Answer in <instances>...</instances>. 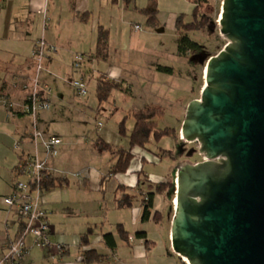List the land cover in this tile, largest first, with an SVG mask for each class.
<instances>
[{"label": "rangeland", "instance_id": "1", "mask_svg": "<svg viewBox=\"0 0 264 264\" xmlns=\"http://www.w3.org/2000/svg\"><path fill=\"white\" fill-rule=\"evenodd\" d=\"M119 1L121 3L126 2ZM222 1L206 0L204 4L202 2L201 10L202 13L208 16V26L205 29L191 31L187 34L191 41L202 47V50L196 54L179 55L176 42L177 18L182 17L185 23L192 21L194 5L191 0H154L157 15L153 21H149L144 13L136 11L137 9H134L133 3L130 2L128 3L130 4V14H126V16H130V19H133L131 15L136 16L133 22L140 29L135 31L133 23H131L132 20L128 21L127 19L125 29L120 35L118 33L120 25H118V22L113 21L111 33H109V40L110 35L112 39L107 49H105L107 58H92V64L88 63L87 58H84L78 69L68 65V68L60 73L56 85L53 86L63 94L64 102L62 106L64 108L54 111V103L50 100V109L38 113L37 119L41 120V123L40 128H37V126L36 128L43 137H49L50 135L47 133H57L62 136L58 154L53 160L57 161L56 163L59 165L60 159H65L61 162L66 161V167L65 170L60 172L62 175L56 174L67 177L70 180L71 188H77V184L80 186V183L84 182L81 187L85 188L87 193L85 192L86 194H81V196L85 199L94 200L95 203L94 210L86 214L92 223L98 222L99 224L103 217L102 214L106 212L110 213L108 218L112 219V212L106 208H113L115 201L114 199L111 200V197L115 195L114 192L118 187L115 178L104 180L107 170L111 167L110 165L115 162V160H110L112 155L105 152L99 153L93 148L92 144L99 136L104 137L117 149H127L129 147L128 139L118 134L117 125L123 119H126L127 129L129 131L132 129L134 119L126 117L128 111L160 106L164 114L162 117L155 119L158 128L160 130L171 128L174 129L175 133L173 135H163L159 141L147 143L145 148L134 147L127 172L121 174H126L127 177L140 175L145 184L148 182L145 180L147 177H143V174L139 171L142 169L141 171L146 172L153 179L171 182L175 185L176 191L178 170L185 165H194L203 161L199 144L185 141L182 138L181 130L189 103L193 100L196 101L201 96L205 84V70L208 60L216 56L228 42L220 33L218 24ZM144 2L140 3V6L145 4L144 6L148 7L147 0H144ZM163 68L171 71L160 70ZM36 70L37 67L34 64L31 87L34 84ZM81 71L87 77L92 76L88 81L87 95L82 98L75 96L70 85L71 81L82 77L80 75ZM99 73H104L111 80L121 84L117 90H111L110 95L103 101H99L96 95L95 77ZM50 88L54 89L52 86ZM56 92L58 91L55 90ZM6 114L5 110L0 107V194H2L1 192L5 187L3 180L12 163L15 162L13 142L16 139L19 140L17 136L23 131L20 129L24 128V124L27 122L29 125L31 124L29 118H25L24 121L21 120L18 123L17 120L20 118H17L16 115ZM32 148L34 149L33 145ZM40 148L38 146V149ZM163 150L168 151V153H164ZM168 154L172 155V159ZM23 159H25L24 156ZM16 168L12 170L16 176V182L26 181L29 178L28 175L18 173ZM56 169L61 170L59 167ZM134 171L136 173H132ZM77 173H82L81 178L75 177ZM127 177H124V179L131 181ZM154 186L152 187L153 190ZM144 190L146 193L143 192V195H137L140 200L145 199L144 194L152 189L145 186ZM78 191V189L67 190L68 194H78ZM42 194L45 195L46 192H41V198ZM174 198V190L168 188L161 196L164 204L163 222L159 223L158 226H155V224L148 226V230L152 234L151 238L158 241L150 246L148 251L151 264H187L174 252H170L169 248L171 247L167 243L166 233L169 224V233L171 231V220L174 215ZM77 199L81 198L77 196ZM75 204L77 205V203ZM129 213V211L119 212L118 215L126 220ZM84 219L85 216L82 215L78 217L76 222H73L80 225ZM155 223L157 222L155 221ZM100 227L99 224L98 229ZM106 228H108L107 225L104 229ZM126 229L134 235L135 228L133 230V227L127 225ZM118 244L121 246L119 241Z\"/></svg>", "mask_w": 264, "mask_h": 264}, {"label": "water", "instance_id": "2", "mask_svg": "<svg viewBox=\"0 0 264 264\" xmlns=\"http://www.w3.org/2000/svg\"><path fill=\"white\" fill-rule=\"evenodd\" d=\"M182 138L204 161L177 172L172 251L187 264H264V0H223Z\"/></svg>", "mask_w": 264, "mask_h": 264}, {"label": "crops", "instance_id": "3", "mask_svg": "<svg viewBox=\"0 0 264 264\" xmlns=\"http://www.w3.org/2000/svg\"><path fill=\"white\" fill-rule=\"evenodd\" d=\"M151 1L154 0H147L148 5ZM130 2L121 3L119 0H2L0 3V96L19 105L24 102L30 92L32 77L34 75V60L31 53L36 41L41 38L45 40L47 47L54 45L57 48L56 52L45 51L44 70L40 77L42 83L54 88L55 86L53 85H56L60 73L64 69H67L68 65L72 67L75 54L92 56L97 41L98 27H102L108 31L109 39L113 21L118 22V25H120L118 31L120 35H122L121 33L125 29L127 19L128 21L132 20L133 28L137 25L133 22L136 16L131 15L133 19H130V16H126V14H130V4H128ZM145 2L144 0H134L131 3H133V8L137 9L136 11H140L139 9L145 8V4L140 6V3ZM111 39L110 35L108 44H110ZM104 56L103 59L107 58V54ZM92 58L87 57L88 63L92 64ZM80 75L88 86V81H90L92 76L87 77L83 71H81ZM100 75L101 73L95 78L97 79ZM107 79L111 80L108 77ZM55 90L59 93H55ZM50 100L54 103V111L64 108L62 106L64 96L58 89H52L49 103ZM0 107L3 108L1 102ZM16 117L20 118L17 120L18 123L21 120L24 121L25 118H29L31 119V124L29 125L28 122L24 124V128L20 129L23 131L17 136L19 140L16 139L13 142L15 162L12 163L3 180L5 187L1 192L2 194H0V260L6 253L8 244L19 236L18 234L23 223V219L16 209L6 206L3 203V198L12 195L16 183V176L12 170L16 168L19 162L24 160L23 156L27 158L32 155L33 148L31 149V146L33 144L30 133L35 125L37 128H40L41 123V120L38 119L35 123L29 115H24L23 113H16ZM47 134L62 139L60 134ZM98 138L109 143L104 137L98 136ZM62 160L65 159H60L58 165L57 161L55 162L52 159L47 162V167L55 175H57L56 173L61 174L60 172L65 170L66 167V161L62 163ZM110 160H112V156H110ZM113 165L109 166L110 169ZM58 167L61 170L56 169ZM141 170H139L140 173L143 174V177H147L145 180L148 183L144 184L142 181L141 185H139V179H142V177H139V175L127 177L126 174L121 173L111 176V179L115 178L118 185L125 187L127 189L125 193L137 194L138 190L146 193L144 190L145 186L152 189L147 193H153L152 187L163 180L153 179L152 176L147 175L146 172ZM124 177L129 178L131 181L124 179ZM65 178L67 179L66 184L63 187L46 192L45 195L42 194L38 205L39 210L46 214V220L49 224L47 237L52 247H39L34 243L31 235L25 236L24 241L27 253L23 264H82L81 256L85 252L92 250L102 256L100 264H151L148 251L150 250V246L156 244L158 241L151 238L152 234L148 230V226L154 224L158 226L159 223L163 222L164 204L161 199L162 194L153 195V206L146 222H141L142 206L140 199L137 198L130 208H117L116 204L112 206V209L106 208L112 212L111 218L116 220L108 218L109 212L103 213L102 220L99 223L101 227L98 229V222L92 223L91 219L89 220V217L86 215L94 210L95 203L94 200L85 199L81 196V194L86 192L85 188L81 187L84 182L80 183V186L77 184V188H71L70 180L67 177ZM74 189H78L79 193L68 194L67 190L71 191ZM117 194L120 197L122 191L119 190ZM77 196L81 199H77ZM113 197H111V200L114 199ZM173 200L175 202V198ZM174 207L175 203H173V212ZM127 211L130 213L126 220L119 217V212ZM82 215L85 216V219L81 221L80 225L75 224L74 222ZM117 224H123L126 231L127 225L133 227V230L135 228L134 235L128 231L129 245H125L119 240L115 230ZM105 225L108 228L104 229ZM169 228L170 224L166 234L167 243L171 247ZM89 229H91L92 235L81 240V237ZM137 232H144V239L151 242L145 245L144 239L135 237V233ZM107 233L112 234L115 239L116 249L114 251H110L104 245L102 237ZM83 241H87V244L81 243ZM118 241L121 243L122 248L119 246ZM56 244L63 245L64 251L57 253L53 247ZM169 249L172 253V249Z\"/></svg>", "mask_w": 264, "mask_h": 264}, {"label": "trees", "instance_id": "4", "mask_svg": "<svg viewBox=\"0 0 264 264\" xmlns=\"http://www.w3.org/2000/svg\"><path fill=\"white\" fill-rule=\"evenodd\" d=\"M194 5V11L192 14L191 22H183L182 17H178L176 20V42H177V51L181 56L192 55L200 52L202 47L191 41L188 37V32L195 30H202L208 26V16L205 13H202L201 6L205 3L206 0H191ZM203 2V4H202ZM142 14L147 15L149 21H153L157 15V7L154 1L148 5V7L139 9ZM108 31L102 27H98L97 30V41L95 45V50L91 55H82L83 57H93V58H103L107 53L105 49L108 47ZM166 72H170V69L163 68L160 69ZM121 84L119 82H115L113 80L107 79V77L101 73L100 76L96 79V95L99 101L106 100L111 90H117L120 88ZM16 113L20 112H15ZM164 114L163 109L160 106H150L148 108L142 110H133L128 111L126 117H131L134 119V126L129 131L126 127V119H123L117 125V132L120 136H124L128 139L129 147L127 149H117L115 146L110 143H106L101 138H97L93 142V148L99 153H109L112 155V160H115L114 165L109 170V172L104 176V180H109L111 176L118 173H125L130 164L131 157L133 156L132 150L134 147H144L147 143L157 142L163 135H173L174 129L165 128L160 130L155 122V119L158 117H162ZM125 117V118H126ZM164 153H168V151L163 150ZM170 154V152H169ZM168 154V156H170ZM172 156V155H171ZM170 156V159L172 157ZM140 177V175H139ZM142 179H139V185L142 183ZM67 179L65 177H61L55 175L51 171H44L43 175L40 179V182L37 184L41 192H50L53 189L63 187L66 184ZM168 188H171L175 192V185L169 181H161L157 183L154 187L153 193L144 194L147 196V199H141L140 204L142 206V215L141 222H146L150 216V212L152 209V200L154 194H163ZM122 191V195L118 196V191ZM127 189L121 185L115 190L114 201L117 208H130L134 201L137 200L139 195H143V191L138 190L137 194L125 193ZM138 195V196H137ZM23 229V224L21 225L20 233ZM116 234L119 240L125 244L129 245V233L125 230L123 224H117L115 226ZM19 233V234H20ZM18 234V235H19ZM92 235L91 229H89L85 235L81 237V240L85 237H90ZM135 237L139 239L145 238L144 232L135 233ZM104 245L110 251H114L116 249V242L112 234L107 233L103 235ZM149 240L144 239V244L147 245ZM83 244H87V241L81 242ZM101 255H98L96 251H88L82 255V264H100Z\"/></svg>", "mask_w": 264, "mask_h": 264}, {"label": "built area", "instance_id": "5", "mask_svg": "<svg viewBox=\"0 0 264 264\" xmlns=\"http://www.w3.org/2000/svg\"><path fill=\"white\" fill-rule=\"evenodd\" d=\"M1 2L2 0H0ZM134 29L138 31L140 27L136 25ZM46 50L56 52L57 48L54 45L47 47L43 38L37 40L31 53L35 62L34 64L37 67L36 77L34 78L33 87H31L24 102L19 105L0 96V102L7 114L14 115L18 111L24 115H29L36 123L38 113L50 109L49 96L52 91L49 85L42 83L40 79V74L44 70ZM84 58L81 54H75L72 63L73 68L78 69ZM70 85L73 88L75 96L82 98L87 95V83L83 77L71 81ZM31 137L34 147L32 155L22 160L16 168L18 173L27 174L29 178L26 181L16 182L12 195L3 198V203L8 207L15 208L23 219V229L19 236L8 244L6 253L0 260V264H23L27 253L24 237L27 235H31L34 243L39 247H52L47 237L49 224L46 220V214L38 208L41 190L37 184L40 182L44 171H51L47 167V162L57 156L62 140L57 136L43 137L37 131L36 125ZM38 146L41 148L38 149ZM81 176L82 173L75 174V177L78 179ZM145 199L147 198L145 197ZM53 247L57 253L64 251L63 245L56 244Z\"/></svg>", "mask_w": 264, "mask_h": 264}, {"label": "flooded vegetation", "instance_id": "6", "mask_svg": "<svg viewBox=\"0 0 264 264\" xmlns=\"http://www.w3.org/2000/svg\"><path fill=\"white\" fill-rule=\"evenodd\" d=\"M203 161H204V155H203ZM144 197H146V198H147V196H145V195H144Z\"/></svg>", "mask_w": 264, "mask_h": 264}, {"label": "bare ground", "instance_id": "7", "mask_svg": "<svg viewBox=\"0 0 264 264\" xmlns=\"http://www.w3.org/2000/svg\"><path fill=\"white\" fill-rule=\"evenodd\" d=\"M183 260H185V259H183ZM186 261V260H185Z\"/></svg>", "mask_w": 264, "mask_h": 264}]
</instances>
